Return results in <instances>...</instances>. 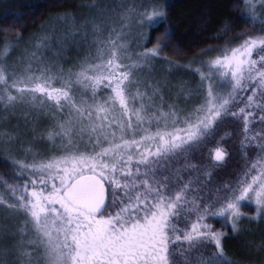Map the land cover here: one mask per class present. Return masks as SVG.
I'll use <instances>...</instances> for the list:
<instances>
[{"label":"snow or ice","instance_id":"obj_1","mask_svg":"<svg viewBox=\"0 0 264 264\" xmlns=\"http://www.w3.org/2000/svg\"><path fill=\"white\" fill-rule=\"evenodd\" d=\"M117 7L50 17L16 64L0 48V264H264V240L233 260L215 227L264 220V0L184 66L195 87L154 74L180 50L159 0L90 5Z\"/></svg>","mask_w":264,"mask_h":264},{"label":"trees","instance_id":"obj_2","mask_svg":"<svg viewBox=\"0 0 264 264\" xmlns=\"http://www.w3.org/2000/svg\"><path fill=\"white\" fill-rule=\"evenodd\" d=\"M99 1L103 0H0V48L4 47L5 41L10 49L18 47L40 33L50 17L85 14L88 6ZM236 2L237 0H159L160 5L167 10L169 24L176 32L175 40L180 48L179 51H165L162 54L164 61L172 66L187 65L199 49L224 44L223 40H215L214 37L230 18L236 21V31H242L237 19L240 10L233 11ZM13 15L19 19L14 21ZM19 36L24 37V40L17 42ZM65 56L68 59L76 58L75 50L70 48ZM3 170L4 161L0 159V171ZM261 221L264 226V220ZM232 233L230 230L227 235ZM226 254L230 256L228 250Z\"/></svg>","mask_w":264,"mask_h":264},{"label":"rangeland","instance_id":"obj_3","mask_svg":"<svg viewBox=\"0 0 264 264\" xmlns=\"http://www.w3.org/2000/svg\"><path fill=\"white\" fill-rule=\"evenodd\" d=\"M147 3L148 0H103L99 1V4L105 6H113V5H121V6H131L133 4L139 3ZM100 9L92 10L90 6L86 8L85 14H77L78 21L81 24H88L92 19H103V22L108 25L118 26V21L120 19V11L119 7L116 8L115 13L111 16L99 17L98 13ZM45 33L41 31L38 34L33 35L29 41L19 45L11 49L9 52V63L16 64L22 56H26L25 49L28 45L38 37L43 36ZM75 50L76 57H78L79 52H83L84 49L80 48L79 51L76 48ZM55 51V49H53ZM164 57L161 56L157 61H154V74L156 78L163 81L165 84L177 85L178 82H183L184 85L195 87L199 82V77L197 75H193L190 71H188L184 66L186 65H170L169 62L164 61ZM188 65V64H187ZM175 95V93H173ZM2 123V121H0ZM16 120H12L10 127H15L17 125ZM226 129H237V136L239 135L238 125L235 123H229L225 126ZM25 140H29L30 137H23ZM231 146L235 148L236 139L232 138L230 141ZM40 149L44 148V145L37 146ZM3 190H0V194H2ZM254 205H247L243 211L248 215V219H244L241 223V227L239 231L233 232L231 235H228L230 238L225 241L226 250L229 251L230 257L233 260L246 262L248 260L257 261L260 259V254L255 251L256 246L260 244L262 240H264V226H262V221L260 219L251 218L254 213ZM2 222V221H0ZM215 227L227 232L231 230V228L223 221V219H219L218 222H215ZM225 250V251H226Z\"/></svg>","mask_w":264,"mask_h":264}]
</instances>
